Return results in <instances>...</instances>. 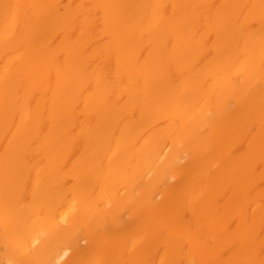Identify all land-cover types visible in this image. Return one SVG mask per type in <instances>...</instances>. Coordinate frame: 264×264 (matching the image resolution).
<instances>
[{"label":"bare ground","instance_id":"obj_1","mask_svg":"<svg viewBox=\"0 0 264 264\" xmlns=\"http://www.w3.org/2000/svg\"><path fill=\"white\" fill-rule=\"evenodd\" d=\"M0 264H264V0H0Z\"/></svg>","mask_w":264,"mask_h":264}]
</instances>
